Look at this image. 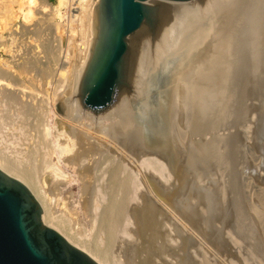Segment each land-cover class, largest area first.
<instances>
[{"label":"rangeland","instance_id":"374dc122","mask_svg":"<svg viewBox=\"0 0 264 264\" xmlns=\"http://www.w3.org/2000/svg\"><path fill=\"white\" fill-rule=\"evenodd\" d=\"M56 1L57 0H35V2L31 5V9H30L31 17H30V19L26 20V19L22 18L21 20H19V23L17 26H12L14 24H13V22H11L10 27H12V28L3 32V42H2V44L0 43V69L6 70V68H7L4 65L3 61H6L8 63V66L11 68V75L10 76H12V77H10V78L14 79L15 80L14 82L16 84H18L16 86L17 89L13 88V90H15V92H18L17 94L19 95V97L20 96L22 97L25 94V96L22 98V102L20 104L21 106H22V104L23 105L26 104V100L31 99L30 101L33 104V107H35L37 109L40 107L39 105L42 103V100H44V98H43L44 95L39 94V96H38L37 93H34L35 97L33 96V98H30L28 96L30 94L29 91L27 93L22 92L23 91L22 89L25 88V87H23V88L21 87V85H24V81L20 77V74L16 71V69H13V67L15 68V67L20 66V69L23 67H30L31 69H33V71L35 70V72H37L39 74L46 71L48 73V79L47 80L49 82H51V84H52L48 87V94L50 95V97H52V96H54L52 90L56 89V84H57L58 80L60 79V75H61V64L60 63H62V61H63L62 59H64V57L67 56V54H68L69 58L72 60L73 56H75V53H78L77 50L80 49L79 48V46H81L80 41H77V43H75V44L68 42L67 33L69 32L68 28L71 25L67 21V19L65 21H62L64 24L63 30L65 33L64 39L62 38V40H61L59 38V35L57 34L55 26H54V19L55 18H54L53 8H54V5L56 4ZM242 1L244 2L247 0H195L194 3H189L190 5L187 4L185 6L171 7V9L165 8V10L167 11L166 14H168V17L166 18V21H165V26L162 27V24H163L162 23L158 27L156 33H153L150 29L146 28L141 33H139V35L135 38V40H137V39L139 40V42H135L136 43L135 45L138 47V48L136 47V50H135V54H136L135 64H134L135 71H134V74H131L129 87L124 89V91L121 93V95L119 97L120 100L122 98H125L124 102L122 104L120 103L121 105L119 104L120 101L118 102V104L120 105L119 106L120 111H119V113L115 112V114L112 115L113 119L111 118L112 120L110 122L111 123L113 122L116 125V122L118 121L119 118L121 120H120V122L118 121L117 124H120L121 122H124L125 120H127L124 122L125 123L124 125H127V126L123 127L124 128L123 130L126 129V131H125L126 134H117V136L114 137L113 142L115 141L118 143L117 147H120L121 146L120 144L123 143L122 145L125 148L124 150L126 151L127 155L129 156L128 157L129 160L131 161V159H132V163L130 165L133 164L132 166L134 167L135 170H136V167H138V165H136V164H139V166H140V164H143L145 162V160H149V159L151 160L154 158L159 159V157H160V159H159L160 161H161V159H163L162 162L165 163V166H164L165 169H169L171 166V169H169L168 171H169V174L172 171V173H171L172 176H169L166 173L167 170L164 172L167 174V176H169L167 178H166V176L165 177H163L162 175L160 176L161 173L156 171V168L154 165L147 163L148 165L146 164L143 166L145 168L144 171H147L146 174L148 172H149V174H151V172H152V174L154 173L153 174L154 176L153 175H151V176L154 177V180L158 179L159 182L161 183L160 185H162V187L160 188L161 190L159 188L154 187L153 191L152 190L149 191V192H152V196H149L151 194L149 193V195H148L147 192L145 195L146 197L149 196L150 199L154 198V200H152L153 204H155L154 205L155 210L153 209V211H155L154 215L156 213H160V215L162 216V217L160 216L161 219L158 218L157 223L159 225V228H161V230H162V226H163V230H162L163 235L160 236V240L158 241V245L157 244L156 245L160 246L161 251H163V249H164V251L166 250V254L162 253V255L157 259L158 261L160 260V262H156L155 264H178L179 262H180L179 264H181L182 260H183V264H259V263L264 264V218H263L264 217V107H263L264 106V104H263L264 103V87H263L264 85L261 86L262 84H264V82L262 83V81H264V71H263L264 70V58L262 59V63L260 65H257L259 63L254 62L255 57L252 58V56H255L252 53L256 54L258 51H261V49H259L257 46H250L248 48L250 51L249 53L252 54V55L251 54L250 55H251V58L254 60H252L251 58H249V59L245 58V61L243 60L244 55L242 53H240V52H242L243 45H238V48H236V49H233V48L232 49L231 48L226 49V51H227L226 56L229 55L230 52L232 53V51H234L233 55H236V57H237V58H234V59H237L235 61L244 64V65H240V64L235 63L236 68L239 69V70H237L238 72L235 74L239 75L240 77L235 75L234 78L235 77L236 78H235L234 82H232V85L230 84L227 87L229 90L226 88V96H225L226 99H224L221 106L225 105L222 107H224L225 110L228 109L227 110L228 112H226L224 110V108H218L219 109V111H218L215 108V104L211 103V105L215 108L214 109L212 107L213 108L212 109L211 107H209L210 106L209 103L208 104H206L207 102L205 103V99L207 100V97L209 95L212 98L218 95L216 88H215L216 85H213V83L216 84V79L215 80L214 79L208 80L206 82L207 83L206 86L212 85V88H210V86H208L209 91H211L212 93L208 92V96L206 94V95H204L205 98H203V99L200 98L201 102L205 103V105L203 104V106H206V105L208 106L206 108L202 106L200 111L196 110L197 109V106H196L197 99L196 98H198L196 96H198L199 87L197 90L195 87H194L195 90L192 89L191 88L192 86H190V85H192L190 80H189L190 84L187 82L185 84V87L188 88L190 86L189 88H191L190 89L191 91H189V89L187 90L184 86H182V81L185 82V80H184L185 77H183V76L187 77V74H188V77H189L190 75L193 74V73L190 74L188 72H190V70L192 72L191 68H192V65L194 63V60H191L187 64V60L189 61V58H188L187 53H186L190 49V46H189L190 41L193 40L192 37L194 35L191 36V34H195L194 32H196L201 27L203 29V26H205L204 29L208 27L207 30L205 29L206 33L208 31L210 34L216 33L215 31H213L214 22L216 21L217 18L221 17L223 14H226V31L231 30V28H232L231 20L232 19L230 17L232 15H234L236 10H238L239 4H241V6H242V4H243ZM225 4H226V7H225ZM29 6L30 5H28L26 8H28ZM234 9H235V11H234ZM15 10H17L16 6H15ZM26 10L28 11V9H26ZM241 10H239L240 11L239 14H241V13L244 14L247 11V10H242V11ZM191 17H194V20L192 22L189 20V18H191ZM77 20H78V18H75V21L73 23L74 29L76 31L79 30V28H77V26H78ZM239 21L242 22L243 21L242 18H240L237 21V23H240ZM58 22L61 23V20L58 19ZM24 27L31 29V32H22V29ZM161 27H162V29H161ZM218 29L219 28H216V30H218ZM205 30L201 31V35L205 36L204 39H206V35L204 34ZM210 34H208V36H207L208 38L210 37ZM162 35H164V36L161 37ZM13 37L16 38L14 42H12ZM147 45H149V46L147 47ZM215 45H221L220 48H224L225 44H223V42H221V43H216ZM215 45H210L211 46L210 50H214ZM263 45H264V42H263ZM206 46H204L203 48H206ZM226 47H227V45H226ZM254 47H255V50L253 49ZM77 48H79V49H77ZM20 49L23 50L22 53L21 52L19 53ZM215 51L217 53V50H214L213 51L214 54H216ZM245 52H246V50H245ZM222 54H223V52H222ZM2 57H4L3 60H1ZM240 57H241V60L240 59L238 60V58H240ZM227 58H229V57L227 56L226 59ZM229 59H231V58H229ZM246 62L247 63L251 62L252 66L254 64H256L257 66L256 67L254 66V68H253L252 66H250ZM247 65L250 67H248ZM243 66H245V67H243ZM259 66H260V68L261 67L262 68L259 69ZM85 68H86V66H85ZM85 68H84V70H85ZM248 68H250V69H248ZM256 69L259 70V73H258L259 75L256 74L257 76L255 75V73H253L256 71ZM243 70L244 71L246 70L245 71L246 73ZM247 70H249L250 73L247 72ZM185 71L187 72V74L185 73ZM241 71L243 73H245L247 77L245 75L243 76V73ZM261 71L263 72V73H261V75H263V76L260 75ZM158 72H160L162 77L164 78V84L162 85L161 92L159 95V104H160L159 110L160 111L158 110L157 114L153 113L152 117H153L154 121H153V123L151 122L149 126H147L149 121L152 118V117L150 118V115H151V112H150L151 105H150L149 112L146 115V119L148 121L145 122V126H146L145 129L147 130L148 134L146 135L145 134L146 132H145V133H143L144 135H140V133L138 132V126H139L138 124L142 125L141 127H144V126H143V123L141 122L142 123L141 124L139 121L140 112H138V110H139L138 109L139 108L138 102L140 99L138 100V98L140 96L146 95L145 89H146L148 82H149L148 76L151 78L150 75L154 76V74L156 75V73H158ZM239 73H241V75ZM33 74H35V73H33ZM83 74H84V72L82 73V75ZM143 75L146 76L145 82H142L144 80L142 78ZM159 77L157 76V79H155L157 81H155L154 79H152V81H151V82L154 81L155 87L161 79ZM173 77H175V78H173ZM188 77L186 78V81L188 80ZM228 77H230V76L226 75V78H228ZM232 79L233 78H231L230 80H232ZM239 79L242 81H240ZM247 80H253L254 83H253V81H247ZM255 80H258L257 83ZM2 82L3 83L0 84V86H3L5 83L4 81H2ZM239 82H240V84H239ZM250 82L253 84L252 85L249 84ZM258 82H260V83H258ZM226 83H227V81H226ZM79 85H80V81L78 84L75 83V85H74L76 87L75 90L77 89V91H78V96H79V90H80ZM254 85H255V87H254ZM256 85H260V86L256 87ZM243 86L245 87L244 89H243ZM155 87L153 89H155ZM183 87L185 88V90ZM18 88H19V90H18ZM246 88L249 90H247ZM40 89H42V87H40ZM67 89L68 88H60L58 90V92L60 91L59 92L60 94L57 92L58 93L57 95L59 96V98L61 97L60 102H58V105L56 106L55 109H53V112L50 114V116L47 119H45V118L42 119V116H38L40 114L38 112L33 113V115L31 117H29L30 119L28 120V122L31 125H33L32 127H35V126L37 127L36 124H38V123H42L44 125V123L48 122V124H49V122L51 123L52 122L51 120H53V119L55 120V118L63 120L62 122H64V125H66V126L67 125L68 126H72V125L74 126L75 125L76 122L73 119H71L72 116L66 115L67 104L63 100H65L67 97L69 98L73 95L72 91H71V92H69L70 96H67L68 95ZM186 90H187V93L185 92ZM195 91H197V92H195ZM256 91H258L259 93H257ZM188 92H191V94H189ZM64 93H66V94H64ZM182 93H185L186 96L183 95ZM244 94H245V96H246V94H248V96L244 97ZM177 95H180V96L178 97ZM73 96L75 98V96H77V92ZM183 97L185 100L183 99ZM243 97L246 100L245 99L241 100ZM249 97H250L251 101L249 100ZM175 98L179 99V101L183 99L182 100L183 102L182 101L179 102ZM79 99H80V97H79ZM190 99H191V101L189 102ZM228 102H230V103H228ZM79 103L81 106L80 100H79ZM177 103L180 106L177 105ZM181 103H183V104H181ZM192 103H195V104H192ZM256 103H257V106L259 108L256 106ZM118 104H116V105H118ZM190 104L194 107L190 106ZM228 104H230V105H228ZM13 105L10 107L11 108L16 107L15 106L16 104H13ZM116 105H114L111 109H113ZM238 105H239V107H238ZM242 105L245 107H242ZM260 105H261V107H260ZM5 106H7V105L4 102L0 103V109L2 111L6 109V108H4ZM81 107H83V106H81ZM178 107L186 109V110H184L185 112L182 111L183 109H181V108H180L181 110H178ZM191 107H192V109H191ZM162 108H164V109H162ZM207 108H208V111H207ZM230 109H233V110L229 111ZM175 110H178V111H175ZM162 111H163V113H162ZM192 111L193 112L195 111L194 112L195 115ZM221 111H223V113L224 112L225 113L223 114V113H221ZM217 112L221 115H219ZM88 113L89 114L91 113V116H94V117H92V119L91 118L87 119L88 121L85 120L87 122L86 124L91 123V121L89 122V120L93 121V119H98V118L103 117V116H104V118H106V114H104V113L100 114V115H96V114L89 112V111H88ZM130 113L133 115H131ZM183 113H184V115H182ZM214 113L218 114V117L216 115H214ZM167 114L169 117L167 116ZM53 115H55V118L52 117ZM118 115H120V116H118ZM121 115H123V116H121ZM172 115H173V118H172ZM177 115H178V117H177ZM211 115L215 116V117L212 118ZM115 116H118V117H115ZM189 116H192V117H189ZM222 116L223 117L225 116V117L223 118ZM179 117H181V118H179ZM69 118L71 119V121ZM189 118H191L190 119V120H192L191 122H189L190 121ZM196 118H198L199 124H198V122H197L198 120ZM216 118H220L221 120L220 119L218 120ZM114 119H116L115 120L116 122L114 121ZM237 119H238V121H236ZM37 120H39V121H37ZM184 120H185V122H184ZM200 120H201V122L202 121L203 122L201 123ZM216 120H218V122ZM222 120L226 122V123L224 122L226 125H224L222 123L223 122ZM66 121L68 124L66 123ZM211 121L212 122L215 121V122L212 123ZM251 121H253V122H251ZM70 122H72V123H70ZM73 122H75V123H73ZM110 122L107 121L106 123L111 124ZM130 122H131V124H129ZM122 124H120V125H122ZM222 124H223V126H222ZM175 125H177V126H175ZM179 125H180V127H178ZM192 125H194L195 127ZM218 125H219V127H218ZM224 126H225V128H224ZM256 126L259 129H257ZM129 127H130V130H129ZM133 127H135V128H133ZM231 127H233V128H231ZM252 127H254V128H252ZM261 127H263L262 130H261ZM136 128H137V130H136ZM189 128H190V130H189ZM246 128H248V129H246ZM200 129L201 130L203 129V131H200ZM253 129L255 131L256 130L257 131L255 132V131H253ZM205 130L207 131V133L205 132ZM210 130H211V132L215 131V133L212 132V135H210L211 134ZM216 130H219V132L220 131L222 132L220 134V137H218L219 132H217ZM226 130H229V131H226ZM128 131H130L129 134H128ZM196 131H197V133H196ZM189 132H191V133H189ZM226 132H228V134ZM136 133H138L139 136L136 135ZM180 133H184V134H180ZM215 134L216 135L218 134V136H216ZM213 135H215V136H213ZM224 135H226V136H224ZM227 135L229 138H227ZM232 135H233V137H232ZM124 137H127V138H124ZM211 137H213V138H211ZM132 138H134V139H132ZM136 138L140 142L138 140H136ZM221 138H223V139H221ZM224 138L229 143H227V141L225 142ZM127 139H129V141L133 140L134 141L133 145L136 143L133 148H131L132 147L131 145H130L131 147L129 146V144L127 143L128 141H126ZM135 140H136V142H135ZM141 140H144V141H141ZM240 140H242V141H240ZM190 141H192V142H190ZM220 141H223V142L220 143ZM198 142H200L201 144ZM204 143H205V145H204V149H203L202 147H203ZM218 143L221 145L225 143V145H222L223 147L224 146L225 147L222 148V146L219 145ZM211 144L212 145L213 144L218 145V147L214 146V145L211 146ZM124 145H126L127 148ZM136 145L139 146L138 150H137ZM195 145L197 146L196 148H195ZM190 146H192V147H190ZM0 147H4V146L0 145ZM216 147L219 150H217ZM261 147H262V149H261ZM130 148H131V150H130ZM191 148L194 152L191 151ZM197 148H198V153L196 150ZM205 148H206V150H205ZM239 148H241V149H239ZM127 150L130 152V154L127 152ZM211 150H214V152H211ZM216 151H220V153L216 152ZM232 151H234V152L232 153ZM199 152L203 153V154H200ZM221 152H224V153L226 152V154L224 155V153H221ZM167 153H168V155H167ZM227 153L230 155L232 153L234 156L232 157V155L230 156ZM132 154H134V155H132ZM214 154H216V155L218 154V155L216 156ZM182 155H184V156H182ZM205 155L208 158H206ZM214 156H215V158H214ZM218 156H222L223 158L218 157ZM165 157H167V158H165ZM200 157H201V159H200ZM225 157L227 159H225L224 161H221V159L223 160ZM195 158H197V160L199 159V161L195 160ZM213 158L215 160L217 159V161L219 158V160L221 161V164L217 165L216 161ZM229 159H231V160H229ZM164 160L166 162H164ZM202 160H204V161H202ZM135 161H136V163H133ZM141 161H142V163H141ZM181 161H183V162H181ZM220 161H218V162L220 163ZM226 161L227 162L230 161V162L228 164H226ZM212 162H213V165H212ZM222 162H224V163H222ZM233 162L236 164H233ZM168 163L170 166L168 165ZM230 163L232 165H230ZM134 164L136 167L134 166ZM202 165H203V167H202ZM217 166H219V167H217ZM66 167H67V165L65 164L64 165V169H65L64 172L65 171L68 172V173L65 172V175L67 174L66 178L68 177V179H69V176H71L72 179L70 180L69 184H67L65 186V188L63 189V191H64V192H62L63 194L62 193L58 194L57 192H53L54 193V195H53V193H51V195L53 197L51 198L52 200L51 199L50 200L53 202L54 212L56 213V215L65 217L67 220H69V222H71L70 225L72 227V228L71 227L70 228L72 230H75L78 234L80 233V236H82L84 238H86L88 236V238H87L88 240H93V239H95V237L97 235V231L94 230V229H96V226H94L95 225L94 224L95 219L93 217L94 214L90 212L91 210L90 211L89 210H87V211L81 210V208L79 206L80 203H78L81 200V197L79 195V189H78L79 182H80L79 181V179H80L79 173H77L78 170H77V168H73L72 166H69V165H68V167L70 170L68 169V167L67 168ZM140 167H142V166H140ZM205 167H207V168H205ZM227 167L229 169H226ZM204 168L207 170L209 168V170L207 171ZM223 168H225V169L223 170ZM216 169H218L219 172H218V170L216 171ZM220 169H222V170H220ZM209 171H212V172H209ZM223 171H225V172L222 173ZM231 172H232V174H231ZM95 173L97 175H99L97 172H93L91 176H89L88 178L85 179V182L87 181L88 185L89 186L91 185L90 188L93 189V190H90V193H89L90 196L92 193L94 194L95 192H97L96 188L99 189L98 183L101 184V182H98V180H100V176H98V178H97L98 180H97L96 179L97 175ZM186 174H187V176H186ZM95 175H96V177H95ZM200 175L202 176V179L204 181L203 180L201 181V178H199ZM227 175H232L233 177L227 176ZM151 176L148 175L149 178H152ZM159 176H160V178H159ZM195 176H197V177H195ZM210 176H215V177H210ZM184 177H185L184 183H186L185 186L183 184V178ZM216 177H217V179H216ZM61 179L63 180L64 178H61ZM65 179H64V181L66 182L67 179L66 180ZM89 179H91V180H89ZM118 179H120V178H118ZM163 179L164 180L168 179V181H166V180L164 181ZM179 179H181V181ZM223 179H224V181H223ZM161 180H163V182ZM197 180H199V182ZM178 181H180V182L178 183ZM96 182H98V183L96 184ZM152 182H153V178H152ZM188 182L190 184H188ZM209 182H211V183H209ZM155 183L153 182V184H155ZM164 183L167 185L166 186L167 189L165 186H163V185H165ZM220 183H222V184L224 183L225 184V185L223 184L224 187H222V185ZM182 184H183V186H182ZM217 184L219 186L221 185V188H218L219 186ZM176 185H178V186H176ZM210 185L212 186L211 190L208 189V187L211 188ZM94 186H96V188ZM194 186L196 187V189ZM202 187L203 188L206 187L207 189L206 188L203 189ZM215 187H217V189H220L219 193L216 191V189H214ZM108 188H105V189H108ZM169 188H170V190H169ZM228 189H229V191H228ZM70 190L75 192L74 198H70V196L69 197L67 196V193H69ZM116 190L113 189V192L109 191L110 194L107 196V201L109 202V205L112 204V206H115V208H114L116 210L115 212L118 213L119 215L118 214L115 215V212L113 211L114 209H112L113 212L109 216V218L106 219L107 221L104 222V226L107 225V222H109L108 224H110L112 222V220L113 221L118 220L119 217L116 218L117 215L120 216L121 219H123V221L119 219V221L121 222L122 225L119 223V221H117L116 224H118L117 235L120 237L121 240L123 239L121 242H125L127 244L129 243L130 245H133V244L135 245L138 243L137 246H140L141 240L144 239L143 235H145V234H143L142 235L143 237L141 236L142 239L139 240L138 238H136L134 236H133V238L131 236H129V238L131 237V239H129V238L126 239L125 238L126 234L124 233L126 230L127 231H136L137 230L136 223L133 224L131 219H130L129 211L134 210L135 216L137 217L138 212L140 211L138 206H140V205L137 204L138 203L137 201L133 200L134 201V202H132L133 204H130V206H128V208H127L128 209L127 215L124 214V213H126V209L122 210V208H124V207L126 208L127 206L122 207V205H121L119 207L118 205H120V203L122 204V202H118V199L123 200L126 197V194L123 195L121 192H119V190H118V192H116L117 193L116 194V193H114V191H116ZM213 190H215V191L213 192ZM224 191H227L226 194ZM215 192L217 193V195L219 197H221V199L216 196ZM165 193H166V195H165ZM212 193H215V194H212ZM76 194L79 197H77ZM219 194H221V195H219ZM121 195H123V196H121ZM160 195L163 197H161ZM170 195H172V196H170ZM109 196H111L113 198H110ZM224 197H225V199H224ZM79 198H80V200H79ZM192 198H194L193 200H195V201H193ZM110 199H115L114 200L115 202H110L109 201ZM199 199H202V200H199ZM209 199H211L212 203H214L216 201L215 203L219 206V207L216 206L214 203V207H216L215 208L216 211L217 210H225V215H223L224 216L223 218H222L221 214L217 213L218 211L216 213H214V211H212V209H214V208H210V207H212L213 205L211 206L210 202L207 203L208 201H210ZM217 199H220V200H217ZM121 200H119V201H121ZM155 200L156 201L158 200V202L156 203ZM221 200H222V202L223 201L225 202V203L221 202V204H223L222 207L217 202V201H219V203H220ZM135 202H137V203H135ZM194 203H196V204H194ZM205 203H207V204H205ZM161 204H163V205H161ZM172 204H174V205H172ZM106 205L107 204L105 203L103 206V209H104V207L105 208L108 207ZM248 206H249V209H248ZM171 207H172V209H173V207L175 209L172 210ZM205 207L207 210L205 209ZM164 209L168 210V212ZM194 209H195V211H194ZM118 210H121L122 212H119ZM233 210H234V212H233ZM229 211H231V212H229ZM100 212H102V211H99L98 213H100ZM120 213H121V215H120ZM256 213H258L261 217L260 216L258 217V214H256ZM214 214L216 215V217L212 218V215H214ZM102 215L104 216L105 214L102 213ZM112 215H115V217L113 216L115 220L112 218ZM254 215H256V216H254ZM123 216H125V217H123ZM174 216H175V218H174ZM184 216H186V217H184ZM205 216L207 217V219ZM202 217H204L205 219ZM254 217H256V218H254ZM124 218H125V221L127 220L126 222H128V219L130 220L128 222V224L124 221ZM164 218L168 222L164 221ZM218 218L220 219L221 222L224 219L223 220L224 225H225V223L227 224L228 220H231V219L232 220L230 221V223H228L229 226H228V224H227V226L225 225L227 228H225V230H224V228L222 229L223 225L221 222H219ZM212 219H214L215 221L213 220L214 222L212 221L210 223L214 224L215 226L217 225L216 227L214 225H211L212 227L209 226L208 221L209 220L211 221ZM236 219H238V221ZM216 220L218 221V223H216L217 222ZM196 221H198V222H196ZM239 221L242 222V224L246 225L247 227L246 226L242 227V224L240 225ZM256 221H259V222H256ZM164 222H166L167 224H164ZM126 224H127V226H125ZM195 224H197V225H195ZM207 224H208V227H207ZM253 224H254V226H253ZM232 225H233V227H232ZM129 226H131V227H129ZM123 227L125 228V230ZM166 227L169 230H167ZM220 227L222 230L219 229ZM122 229H123V233L125 235H123ZM204 229H207V230H204ZM218 229L222 232L219 233ZM97 230H98V228H97ZM166 230H167V232H166ZM199 230L201 233H198ZM249 230H250V232H249ZM119 231H121L120 232L121 234H119ZM237 231H238V233H236ZM210 232H213V233L210 234ZM164 233H166V236ZM203 233H206V234L208 233L210 235L207 234L208 235L207 236L206 234H203ZM203 235H205V236H203ZM210 236H213V237H210ZM127 237H128V235H127ZM203 237H206V238H203ZM218 237H220V238H218ZM223 237L226 240V242H224ZM238 238L240 241L238 240ZM172 239H174V241ZM217 239H219V242ZM237 240L240 243H238ZM192 241H194L195 243H193ZM221 241H222V243H221ZM143 244H145V243H143ZM252 245H254L255 247ZM137 246H135V247H137ZM235 247H237V248H235ZM162 256L166 257V258H163ZM181 256L183 257V259L181 258L182 260L179 259ZM118 257H119V259H118ZM201 257L203 258V260H201L202 259ZM184 259L186 262L187 261L188 262L185 263ZM186 259H188V260H186ZM118 260L122 261V262H119ZM255 260H257V261H255ZM113 261H114V264H119V263H121V264H123V263L124 264H143V262H140V263L135 262L136 260H134L132 257L128 258L127 256L123 255V257L120 258L118 253L116 255V258L114 256Z\"/></svg>","mask_w":264,"mask_h":264},{"label":"bare ground","instance_id":"6f19581e","mask_svg":"<svg viewBox=\"0 0 264 264\" xmlns=\"http://www.w3.org/2000/svg\"><path fill=\"white\" fill-rule=\"evenodd\" d=\"M35 2V0H0V43L2 44L3 42V32L9 30L11 22H13L14 25L12 26H17L19 23V20H21L22 18L29 20L31 17V5ZM243 2V1H242ZM241 2V3H242ZM194 3V2H193ZM189 4V3H188ZM28 5H30L28 8H26ZM153 5H159L163 8L166 9H171V7H176V6H185L187 4H177V3H172V2H165V1H158V2H153ZM190 5V4H189ZM15 6L17 8V10H15ZM102 0H57L56 4L54 5L53 8V12H54V26L56 29L57 34L59 35V38L62 40V38L64 39V24L62 21H65L67 19V21L70 23V27L68 28V33H67V39L68 42H71L73 44L77 43V41H80L81 46H79V50H77L78 53H75V56H73L72 60L69 58V55L67 54V56L64 57V59H62V63L61 64V75H60V79L58 80L57 84H56V89H53V94L54 96L50 97V95L48 94V87L51 84V82H49L48 79V73L46 71L42 72V73H37L35 72V70L33 71V69H31L30 67H23L20 69V66L18 67H13V69H16V71L20 74V77L23 79L24 81V85H21V87H25L23 88L22 92L27 93L29 91V97L33 98V96L35 95L34 93H37L38 96L39 94H43L44 95V100H42V103L39 105V108H35L33 107V104L31 103V99L26 100V104H22V106L20 105L22 102V98L25 96H20L17 94L18 92H15V90H13V88L17 89V85L14 81V79L10 78L12 76L11 75V68L8 66V63L6 61H3L4 65L7 67L6 70L4 69H0V84H2L4 81V85L0 86V103H5L7 106H5L4 108H6L5 110H1L0 109V145L4 146V147H0V169L2 171H4L6 174H8L10 177L18 179L19 181H21L22 183H24L32 192V194L34 195V197L36 198V200H38V202L40 203L42 209L44 210V217H43V221L45 223V225H47L48 227H51L53 229H55L56 231H58L60 234H62L72 245H74L75 247L81 249L82 251L86 252L88 255H90V257H92L98 264H114V256L116 258V255L118 253V255L121 257L127 256L128 258H133L134 260H136L135 262L140 263L143 262V264H155L156 262H160V260L158 261L157 259L162 255V253L166 254V250L161 251L160 250V246L158 245V241L160 240V236L163 235V226H162V230L161 228H159L158 225V218H160V213H155V211H153L154 209V205L153 204V199H150L149 196H152V192H149L150 190L153 191V188H161L162 185H160L161 183L159 182V180H154V173L149 174V172L147 173L148 175H153L151 176L153 178V182L155 184H153L152 182V178H149L148 175L146 174L147 171H144L145 168L143 167L144 165H146L147 163H150L151 165H154L156 168L157 172H160V176L162 175L163 177L166 176H172L171 173L169 174V169H171V166L169 169H165V163L162 162L163 159H161V161L158 158H154V159H149V160H145V162L143 164H136L138 165V167H136V170L134 169V167L132 165H130L132 163V159L131 161L129 160V156L127 155L126 151L124 150L125 148L123 147V143L120 144V147H117L118 143L117 142H113L114 137L117 136V134H126V129L123 130V127H126L127 125H124L125 121L127 120H123L124 122H121L120 124H117L118 121L120 122V118L118 119V121L116 122L114 119V121L116 122V125L112 122H110L113 118V114L119 113L120 111V105L124 102L125 98H122L121 100L118 99V101L114 104H119L116 105L113 109H109L107 112H105L104 114H106V118L100 117L98 119H93L89 120V122L91 121L90 124H86L87 122L85 120L87 119H92L91 113L89 114L88 111L84 110L81 104L79 103V100L81 101V94H80V90H79V96H78V91L77 89L75 90V83H79L80 84L82 82V78L84 76V74L82 75V73L86 71L87 67L89 66V64L91 63V61L93 60L96 48L98 46V42L99 39L101 37V10H102ZM226 7V4H225ZM247 10L246 13L244 14H239L241 10ZM28 9V11L26 9ZM65 10V11H64ZM241 10V11H242ZM235 11V9H234ZM228 15V14H227ZM168 17V14H166V16H164L163 19V24L162 27L165 26V21L166 18ZM52 18V17H51ZM75 18H78V26L77 28H79V30H75L73 23L75 21ZM231 20V24H232V28L231 30L226 31V14H223L221 17L217 18L216 21L214 22V29L213 31H215L216 33H209V31L206 33L207 28L204 29L205 26H203L200 29H198L196 32H194L195 34H191L194 35L192 37L193 40L190 41V49L187 53V56L189 58V61L187 60V64L191 61L194 60V63L192 65V72L190 70V75L188 77L187 72L185 71V73L187 74L188 80L186 81V76L185 77V82L182 81V86L185 87V84L188 82L189 80L192 83L191 88L194 89V87L196 88V90L199 87V93H198V98L197 102H196V106H197V111L201 110L203 104H210L209 107H213L211 105L215 104V108L219 111L218 108H224L221 104L223 103L224 99H226V88L228 87V85H232V82H234L235 78L234 76L237 75L235 73H237L239 70L238 68H236L235 63L236 64H240V65H244L243 63L237 62L234 58H237L236 55H233L234 51H232V53L230 52L229 55H227L229 58L226 59V49H236L238 48V45H243L242 48V53L244 56V61L245 58H251V55H255L252 56L255 57V63H259L257 65H260L262 63V59L264 58V0H247L244 1L242 6L241 4L238 5V10L235 11L234 15H232L230 17ZM242 18V22L237 23V21ZM58 19L61 20V23L58 22ZM189 20L192 22L194 20V17L189 18ZM208 24V23H207ZM241 24V25H240ZM208 26V25H207ZM76 27V26H75ZM161 27V29H162ZM216 28H219L218 30H216ZM205 30V35H206V39H204L205 36L201 35V31ZM22 32H31V29L24 27L22 29ZM164 34V33H163ZM208 34H210V37L208 38ZM231 35V36H230ZM233 35V36H232ZM13 36V35H12ZM77 36V37H76ZM164 35H162L161 37H163ZM227 37V38H226ZM15 37L12 38V42L15 41ZM135 42H139V40H135L133 42L132 45V53L131 55L128 57V65H129V70L131 72L132 70V74H134L135 71V50H136V43ZM223 42L224 48H220L221 45H215L216 43H221ZM227 42V43H226ZM235 44V45H234ZM207 45V46H206ZM210 45H215L214 50H217V53L215 51L216 54L213 53L214 50H210ZM227 45V47H226ZM149 45H147L148 47ZM151 46V45H150ZM204 46H206V48H203ZM250 46H257L259 49H261V51H258L256 54L254 53H249V47ZM261 47V48H260ZM138 48V47H137ZM257 48V49H258ZM205 49V50H204ZM240 49V48H239ZM251 49V48H250ZM255 50V47L253 48ZM258 49V50H259ZM246 50V52H245ZM22 49L19 50V53H22ZM223 52V54H222ZM236 52V51H235ZM239 52V51H238ZM254 52V51H253ZM256 52V51H255ZM77 54V55H76ZM150 54V53H149ZM251 54V55H250ZM246 55V56H245ZM238 56V55H237ZM208 57V58H207ZM196 58V59H195ZM251 58V59H252ZM4 57L1 58V60H3ZM241 60V57L238 58V60ZM247 59V60H248ZM227 60V61H226ZM242 60V61H243ZM254 60V59H252ZM61 62V61H60ZM253 62V61H252ZM247 63V62H246ZM180 64V63H179ZM250 66H252L251 62L247 63ZM181 65V64H180ZM256 64H254L252 67L254 68V66H257ZM86 66V68H85ZM248 66V65H247ZM248 66V67H250ZM262 66V65H261ZM178 67V66H177ZM238 67V66H237ZM245 67V66H243ZM85 68V70H84ZM176 68V67H175ZM180 68V67H179ZM262 68V67H261ZM259 66V69H261ZM250 69V68H248ZM233 70V71H232ZM252 70V69H251ZM244 71V70H243ZM246 71V70H245ZM244 71V72H245ZM264 71V70H263ZM242 72V71H241ZM247 72H249V70H247ZM35 73V74H33ZM243 73V72H242ZM246 73V72H245ZM243 73V76L246 74ZM250 73V72H249ZM256 74L259 73V70L256 69L255 72H253ZM263 73L262 71L260 72ZM148 74V73H147ZM241 75V73H239ZM146 75V74H145ZM143 75L142 78L144 79L142 82H145L146 80V76ZM149 75V74H148ZM227 76H230L228 78H226ZM259 75V74H258ZM81 78H80V77ZM151 78L148 76V80H149V85L150 87L153 89L155 87V83L154 81H152V79H157V76L154 74V76L150 75ZM239 76V75H237ZM257 76V75H256ZM263 76V75H261ZM240 77V76H239ZM247 77V76H246ZM250 77V76H249ZM248 77V78H249ZM254 77V76H253ZM175 78V77H173ZM231 78H233L232 80H230ZM238 78V77H237ZM245 78V77H244ZM247 78V79H248ZM255 78V77H254ZM58 79V78H57ZM215 80L216 79V84L213 83V85H216V91H217V96L215 97H210V95L208 96V92L209 91V87L212 88V85H207L206 86V82L208 80ZM256 79V78H255ZM182 80V79H181ZM240 80V79H239ZM262 80V79H261ZM157 81V80H155ZM227 81V83H226ZM242 81V80H240ZM247 81H253V80H247ZM246 81V82H247ZM256 83L258 80H255ZM181 82V81H180ZM264 81H262L263 83ZM254 83V81H253ZM253 83H249V84H253ZM260 83V82H258ZM145 84V83H144ZM190 84V83H189ZM188 84V85H189ZM240 84V82H239ZM67 85V86H66ZM234 85V84H233ZM264 84H262L261 86H263ZM77 86V85H76ZM181 86V85H180ZM189 86V87H190ZM247 86V85H246ZM260 86V85H256ZM40 87H42V89H40ZM80 87V85H79ZM183 87V88H184ZM186 88L187 90L189 89V91H191V88ZM255 87V85H254ZM264 87V86H263ZM60 88H68V95L69 92L72 91V94L75 95V93L77 92V96L72 95L71 97H67L65 100L67 106H66V115L67 116H72L71 119H73L75 122V125L73 126H66L64 125V122H62L63 120L61 119H57L55 118V115H53L52 117L55 118V120H51L52 122L48 124V122L44 123V125L42 123H38L36 124L37 127H32L33 125H31L28 120L30 119L29 117H31L33 115V113L38 112L40 113L38 116H42V119L45 118L47 119L50 114L53 112V109L56 108V106L58 105V102H60V98L57 95L59 92L58 90ZM147 88V87H146ZM184 88V90H185ZM242 88V87H241ZM245 87L243 86V89ZM249 88V87H248ZM260 88V87H259ZM181 89V88H180ZM179 89V90H180ZM228 89V88H227ZM247 89V88H246ZM19 90V88H18ZM21 90V89H20ZM50 90V89H49ZM187 90L185 91L187 93ZM195 90V89H194ZM212 90V89H211ZM229 90V89H228ZM249 90V89H247ZM252 90V89H251ZM74 91V92H73ZM124 91V90H123ZM261 91V90H260ZM58 92V93H57ZM197 92V91H195ZM257 93H259L258 91H256ZM255 92V93H256ZM175 93V92H174ZM177 93V92H176ZM189 94H191V92H188ZM212 93V92H211ZM60 94V93H59ZM66 94V93H64ZM183 95H185V93H182ZM207 94V100L205 99V103H202L200 98H205L204 95ZM214 94V93H213ZM234 94V93H233ZM263 94V93H262ZM215 95V94H214ZM250 95V94H249ZM254 95V94H253ZM65 96V95H64ZM145 96V95H144ZM144 96H140L138 98V100L142 99ZM178 97L180 95H177ZM182 96V95H181ZM186 96V95H185ZM188 96V95H187ZM201 96V97H200ZM246 96H248V94H246ZM244 94V97H246ZM259 96V95H258ZM35 97V96H34ZM73 97V98H72ZM80 97V99H79ZM123 97V96H122ZM230 97V96H229ZM240 98L241 100L245 99V98ZM261 97V96H260ZM71 98V99H70ZM231 98V97H230ZM64 99V98H63ZM176 99V98H175ZM184 99V97H183ZM182 99V100H183ZM36 100V99H35ZM179 101V99H176ZM182 100H180L179 102H181ZM185 100V99H184ZM234 100V99H233ZM246 100V99H245ZM249 100L251 101L250 97ZM191 101V99L189 100V102ZM226 101V100H225ZM232 101V100H231ZM183 102V101H182ZM227 102V101H226ZM235 102V101H234ZM128 103V102H127ZM143 103V108L142 110H138V112H140V117H139V121L140 123H143L144 127H141L142 125L138 124V132L140 133V135H144L143 133H145L146 135L148 134L147 130L145 129V122H147L148 120L146 119V115L149 112V107H150V103L145 101H142ZM230 103V102H228ZM236 103V102H235ZM240 103V102H239ZM246 103V102H245ZM262 103V102H261ZM13 104H16V107H10ZM47 106H46V105ZM62 104V103H61ZM183 104V103H181ZM185 104V103H184ZM188 104V103H187ZM195 104V103H192ZM248 104V103H247ZM252 104V103H251ZM259 104V103H258ZM264 104V103H263ZM9 105V106H8ZM64 105V104H63ZM62 105V106H63ZM113 105V106H114ZM124 105V104H123ZM177 105H179L177 103ZM230 105V104H228ZM227 105V106H228ZM14 106V105H13ZM112 106V107H113ZM125 106V105H124ZM128 106V105H127ZM149 106V107H148ZM180 106V105H179ZM186 106V105H185ZM190 106H192L190 104ZM189 106V107H190ZM221 106V107H220ZM257 106V103H256ZM263 106V105H262ZM167 107V106H166ZM188 107V108H189ZM194 107V106H192ZM191 107V109H192ZM203 107H208L203 106ZM239 107V105H238ZM242 107H245L242 105ZM258 107V106H257ZM261 107V105H260ZM264 107V106H263ZM262 107V108H263ZM123 108V107H122ZM125 108V107H124ZM127 108V107H126ZM178 107V110L183 109L182 111L186 110L184 108ZM196 108V107H195ZM214 108V107H213ZM212 108V109H213ZM214 108V109H215ZM259 108V107H258ZM164 109V108H162ZM129 110V109H128ZM168 110V109H167ZM175 110V111H178ZM206 110V109H205ZM225 110V108H224ZM228 110V109H227ZM227 110H225L226 112H228ZM233 109H230L229 111H231ZM244 110V109H243ZM258 110V109H257ZM260 110V109H259ZM160 111V110H159ZM174 111V110H173ZM188 111V110H187ZM204 111V110H203ZM208 111V108H207ZM211 111V110H210ZM132 112V111H131ZM185 112V111H184ZM193 112V111H192ZM195 112V111H194ZM193 112V113H194ZM205 112V111H204ZM163 113V111H162ZM191 113V112H190ZM201 113V112H200ZM199 113V114H200ZM212 113V112H211ZM218 113V112H217ZM221 113H223V111H221ZM225 113V112H224ZM223 113V114H224ZM131 114V113H130ZM174 114V113H173ZM180 114V113H179ZM202 114V113H201ZM219 114V113H218ZM218 114L214 113V115H216L218 117ZM133 115V114H131ZM149 115V114H148ZM160 115V114H159ZM184 115V113L182 114ZM195 115V113H194ZM221 115V114H219ZM120 116V115H118ZM115 116V117H118ZM123 116V115H121ZM135 116V115H134ZM162 116V115H161ZM168 116V114H167ZM176 116V115H175ZM181 116V115H180ZM212 116V115H211ZM232 116V115H231ZM255 116V115H254ZM16 117V118H15ZM165 117V116H164ZM169 117V116H168ZM178 117V115H177ZM192 117V116H189ZM204 117V116H203ZM215 116H212V118H214ZM223 117V116H222ZM225 117V116H224ZM223 117V118H224ZM69 118V119H70ZM112 118V119H111ZM122 118V117H121ZM125 118V117H124ZM130 118V117H129ZM173 118V115H172ZM175 118V117H174ZM181 118V117H179ZM187 118V117H186ZM209 118V117H208ZM211 118V119H212ZM228 118V117H227ZM230 118V117H229ZM236 118V117H235ZM38 119V118H37ZM41 119V120H42ZM68 119V118H67ZM70 119V121H71ZM126 119V118H125ZM128 119V118H127ZM131 119V118H130ZM191 118H189L190 120ZM198 120V118H196ZM204 119V118H203ZM216 119H220V118H216ZM210 120V119H209ZM218 120H216L218 122ZM221 120V119H220ZM243 120V119H242ZM261 120V119H260ZM39 121V120H37ZM88 121V120H87ZM110 122L111 124H107L106 122ZM188 121V120H187ZM186 121V122H187ZM192 120H190L189 122H191ZM196 121V120H195ZM194 121V122H195ZM206 121V120H205ZM223 121V120H222ZM232 121V120H231ZM238 121V119L236 120ZM254 121V120H253ZM251 121V122H253ZM262 121V120H261ZM185 122V120H184ZM199 124V120L197 121ZM201 122V120H200ZM203 122V121H202ZM201 122V123H202ZM212 122V121H211ZM215 122V121H213ZM212 122V123H213ZM225 121H223L222 123L224 125H226L224 123ZM67 123V121H66ZM72 123V122H70ZM128 123V122H127ZM126 123V124H127ZM141 123V124H142ZM231 123V122H230ZM68 124V123H67ZM131 124V122L129 123ZM188 124V123H187ZM193 124V123H192ZM195 124V123H194ZM197 124V123H196ZM211 124V123H210ZM209 124V125H210ZM216 124V123H215ZM222 124V126H223ZM182 125V124H181ZM201 125V124H200ZM208 125V126H209ZM221 125V124H220ZM130 126V125H129ZM132 126V125H131ZM177 126V125H175ZM194 126V125H192ZM198 126V125H197ZM202 126V125H201ZM213 126V125H212ZM221 126V127H222ZM180 127V125L178 126ZM195 127V126H194ZM219 127V125H218ZM227 127V126H226ZM135 128V127H133ZM173 128V127H172ZM205 128V127H204ZM223 128V127H222ZM225 128V126H224ZM233 128V127H231ZM249 128V127H248ZM246 128V129H248ZM254 128V127H252ZM257 129H259L256 126ZM255 128V129H256ZM263 127H261L262 130ZM187 129V128H186ZM199 129V128H198ZM207 129V128H206ZM245 129V130H246ZM130 130V127H129ZM133 130V129H132ZM131 130V131H132ZM137 130V128H136ZM188 130V129H187ZM190 130V128H189ZM176 131V130H175ZM200 131H203V129ZM199 131V132H200ZM217 132H219V130H216ZM229 131V130H226ZM247 131V130H246ZM253 131H255L253 129ZM257 131V130H256ZM255 131V132H256ZM123 132V133H122ZM130 131H128L129 134ZM205 132L207 133V131L205 130ZM204 132V133H205ZM211 132V130H210ZM213 132V131H212ZM212 132L210 135H212ZM178 133V132H177ZM186 133V132H185ZM191 133V132H189ZM197 133V131H196ZM215 133V131L213 132ZM222 132H219V136L218 134L216 136L220 137V134ZM228 134V132H226ZM253 133V132H252ZM258 133V132H257ZM261 133V132H260ZM131 134V133H130ZM135 134V133H134ZM180 134H184V133H180ZM187 134V133H186ZM259 134V133H258ZM136 135H138V133H136ZM194 135V134H193ZM213 135V136H215ZM239 135V134H238ZM139 136V135H138ZM187 136V135H186ZM200 136V135H199ZM209 136V135H208ZM226 136V135H224ZM132 137V136H131ZM233 137V135H232ZM231 137V138H232ZM127 138V137H124ZM209 138V137H208ZM213 138V137H211ZM227 138L228 135H227ZM258 138V137H257ZM134 139V138H132ZM141 139V138H140ZM195 139V138H194ZM223 139V138H221ZM225 139V138H224ZM136 140H138L136 138ZM135 140V142H136ZM207 140V139H206ZM56 141V142H55ZM126 141H128L127 143L129 144V146L131 148L134 147L133 145V140L127 139ZM139 141V140H138ZM144 141V140H141ZM227 140L225 139V142ZM242 141V140H240ZM140 142V141H139ZM179 142V141H178ZM192 142V141H190ZM214 142V141H213ZM219 142V141H218ZM223 141H220V143ZM132 143V144H131ZM200 143V142H198ZM216 143V142H215ZM227 143H229L227 141ZM226 143V144H227ZM188 144V143H187ZM201 144V143H200ZM219 144V143H218ZM142 145V144H141ZM140 145V146H141ZM181 145V144H180ZM183 145V144H182ZM204 145L203 144V149H204ZM214 146L215 145L213 144ZM211 144V146H213ZM221 145V144H219ZM222 145H225L222 144ZM221 145V146H222ZM126 148L127 146L124 145ZM155 146V145H154ZM160 146V145H159ZM199 146V145H198ZM247 146V145H246ZM256 146V145H255ZM137 150L139 148V146H137ZM192 147V146H190ZM197 146L195 145V148ZM200 147V146H199ZM207 147V146H206ZM216 147V148H217ZM220 147V146H219ZM225 147V146H224ZM222 146V148H224ZM249 147V146H248ZM130 148V150H131ZM182 148V147H181ZM214 148V147H213ZM221 148V147H220ZM256 148V147H255ZM123 149V150H122ZM183 149V148H182ZM201 149V148H200ZM212 149V148H211ZM241 149V148H239ZM262 149V147H261ZM141 150V149H140ZM179 150V149H178ZM188 150V149H187ZM197 153H198V148L196 149ZM206 150V148H205ZM217 150H219L217 148ZM230 150V149H229ZM189 151V150H188ZM191 151L192 148H191ZM202 151V150H201ZM204 151V150H203ZM231 151V150H230ZM236 151V150H235ZM256 151V150H255ZM120 152V153H119ZM127 152L130 154V152L127 150ZM138 152V151H137ZM141 152V151H140ZM139 152V153H140ZM194 152V151H193ZM205 152V151H204ZM208 152V151H207ZM206 152V153H207ZM211 152H214V150H211ZM219 152L220 151H216ZM228 152V151H227ZM234 151H232L233 153ZM132 153V152H131ZM145 153V152H144ZM170 153V152H169ZM187 153V152H186ZM189 153V152H188ZM200 153V152H199ZM224 153V152H221ZM229 153V152H228ZM227 153V154H228ZM231 153L232 157L234 156ZM255 153V152H254ZM141 154V153H140ZM165 154V153H164ZM203 154V153H200ZM208 154V153H207ZM210 154V153H209ZM226 154V152L224 153V155ZM120 155V156H119ZM134 155V154H132ZM168 155V153H167ZM170 155V154H169ZM216 155V154H214ZM218 155V154H217ZM216 155V156H217ZM220 155V154H219ZM230 155V154H228ZM230 155V156H231ZM260 155V154H259ZM184 156V155H182ZM229 156V157H230ZM154 157V156H153ZM152 157V158H153ZM157 157V156H156ZM206 157V155H205ZM223 158L222 156H218ZM121 158V159H120ZM131 158V157H130ZM167 158V157H165ZM199 158V157H198ZM208 158V157H206ZM215 158V156H214ZM213 158V159H214ZM220 158V159H221ZM231 158V157H230ZM236 158V157H235ZM234 158V159H235ZM139 159V158H138ZM201 159V157H200ZM211 159V158H210ZM225 159H227L226 157L221 161H224ZM243 159V158H242ZM241 159V160H242ZM142 160V159H141ZM166 160V159H165ZM164 160V162H166ZM186 160V159H185ZM195 160H197V158H195ZM194 160V161H195ZM215 160V159H214ZM231 160V159H229ZM233 160V159H232ZM240 160V161H241ZM130 161V162H129ZM134 161V160H133ZM193 161V160H192ZM199 161V159L197 160ZM204 161V160H202ZM210 161V160H209ZM217 165L221 164V161L218 158V161H220V163L217 161V159L215 160ZM234 161V160H233ZM183 162V161H181ZM206 162V161H205ZM230 162V161H229ZM229 162L226 161V164H228ZM133 163H136L133 162ZM142 163V161H141ZM188 163V162H187ZM201 163V162H200ZM224 163V162H222ZM68 165L72 166L73 168H77V173H79V195L81 197L80 202V208L81 210H91L90 212L93 213V217L95 219L94 222V226H96V230L97 231V235L95 237V239L93 240H88V236L86 238L80 236V233L78 234L75 230H72L71 225L69 222V220H67L65 217L62 216H58L56 215V213L54 212V207H53V202L51 201L52 199V195L51 193L53 192H57L58 194H61L63 191V189L65 188V186L67 184H69L70 180L72 179L71 176H69L66 178L65 175V171L64 172V165ZM233 164H236L233 162ZM246 164V163H245ZM244 164V165H245ZM262 164V163H261ZM148 165V164H147ZM185 165V164H184ZM192 165V164H191ZM194 165V164H193ZM198 165V164H197ZM213 165V162H212ZM230 165H232L230 163ZM167 166V165H166ZM205 166V165H204ZM66 167V168H67ZM71 167V168H72ZM203 167V165H202ZM208 167V166H207ZM205 167V168H207ZM210 167V166H209ZM213 167V166H212ZM219 167V166H217ZM230 167V166H229ZM237 167V166H236ZM239 167V166H238ZM167 168V167H166ZM183 168V167H182ZM198 168V167H197ZM204 168V169H205ZM231 168V167H230ZM69 169V167H68ZM202 169V168H201ZM219 169V168H218ZM216 169V171L218 170ZM225 168H223L224 170ZM226 169H229L228 167ZM70 170V169H69ZM168 172H167V171ZM207 170V169H205ZM204 170V171H205ZM209 170V168H208ZM207 170V171H208ZM222 170V169H220ZM166 171V173L169 175L167 176L166 173H164ZM215 171V172H216ZM93 172H97L99 175H95L96 179L98 178V176H100V180H98V183L96 182V184H99V189L96 188V186H94L97 190V192H95L94 194L92 193L91 196L89 195L90 190H93L90 188V186L88 185L87 181L85 182V179L88 178L89 176L92 175ZM196 172V171H195ZM200 172V171H199ZM203 172V171H202ZM212 172V171H209ZM219 172V170H218ZM225 171H223L222 173H224ZM68 173V172H67ZM76 173V172H75ZM74 173V174H75ZM205 173V172H204ZM207 173V172H206ZM183 174V173H182ZM203 174V173H202ZM208 174V173H207ZM230 174V173H229ZM232 174V172H231ZM239 174V173H238ZM181 175V174H180ZM206 175V174H205ZM235 175V174H234ZM159 176V178H160ZM187 176V174H186ZM185 176V177H186ZM224 176V175H223ZM227 176H231L232 175H227ZM71 177V178H70ZM156 177V176H155ZM183 178V184L185 186L186 183H184V179ZM197 177V176H195ZM210 177H215V176H210ZM225 177V176H224ZM238 177V176H237ZM61 178H66L67 181L65 182L64 179L62 180ZM93 178V177H92ZM120 178V179H118ZM157 178V177H156ZM179 178V177H178ZM182 178V177H181ZM192 178V177H191ZM199 178L202 179V176L200 175ZM220 178V177H219ZM226 178V177H225ZM65 179V180H66ZM78 179V178H77ZM150 179V180H149ZM169 179V178H168ZM168 179L166 181H168ZM217 179V177H216ZM222 179V178H221ZM233 179V178H232ZM91 180V179H89ZM95 180V179H94ZM164 180V179H163ZM163 180H161L163 182ZM164 180V181H165ZM181 181V179H179ZM193 180V179H192ZM200 180V179H199ZM199 180H197L199 182ZM227 180V179H226ZM82 181V182H81ZM178 181V183L180 182ZM204 181V180H203ZM206 181V180H205ZM211 181V180H210ZM215 181V180H214ZM217 181V180H216ZM224 181V179H223ZM77 182V181H76ZM211 183V182H209ZM163 184V183H162ZM165 184V183H164ZM182 184V186H183ZM188 184H190L188 182ZM195 184V183H194ZM197 184V183H196ZM203 184V183H202ZM223 186L222 183H220ZM174 185V184H173ZM209 185V184H208ZM207 185V186H208ZM213 185V184H212ZM218 185V184H217ZM221 185L218 188H221ZM225 185V184H224ZM250 185V184H249ZM163 186H167L166 184ZM175 186V185H174ZM178 186V185H176ZM196 186V185H195ZM194 186V187H195ZM211 186V185H210ZM109 187V188H108ZM217 187H215L214 189H216V191L219 193L220 189H217ZM94 188V189H95ZM108 188V189H105ZM203 188V187H202ZM206 188V187H205ZM203 188V189H205ZM71 189V188H70ZM113 189H117L116 191H114V193L121 192L123 195L126 194V197L121 200L118 199V202H122V204L120 203V205H118L119 207L122 205L123 206H127L126 208H122V210L126 209V214L127 215V211H128V206H130V204H133L132 202L137 201L135 203H137L138 208L140 209V211L138 212V216H135L134 210L133 211H129V216L130 219L132 221L133 224L136 223L137 226V230L136 231H125L124 233L126 234V239L129 238V236H131L133 238L136 237L139 240L142 239L141 236L143 234L142 237L144 239L141 240V244L140 246H137V244H133L130 245L129 243H125V242H121L122 240L120 239V237L117 235L118 230H117V226L118 224H116L117 221L122 220L120 216H118L119 214L116 213L115 211V206L109 205V202L107 201V196L110 194V192H113ZM164 189V188H163ZM167 189V187H166ZM196 189V187H195ZM207 189V188H206ZM208 189H212L208 187ZM156 190V189H155ZM158 190V189H157ZM161 190V189H160ZM159 190V191H160ZM165 190V189H164ZM170 190V188H169ZM174 190V189H173ZM222 190V189H221ZM110 191V192H109ZM215 190H213L214 192ZM229 191V189H228ZM146 192L151 194V195H147L148 197H146ZM161 192V191H160ZM225 194L227 191H224ZM75 192L73 191H69V193H67V196L70 198H74L75 197ZM120 193V194H121ZM216 193V192H215ZM212 193V194H215ZM63 194V193H62ZM78 194V193H77ZM76 194L77 197H79ZM117 194V193H116ZM119 194V193H118ZM196 194V193H195ZM194 194V195H195ZM54 195V193H53ZM121 195V196H123ZM155 195V194H154ZM166 195V193H165ZM211 195V194H210ZM221 195V194H219ZM161 196V195H160ZM172 196V195H170ZM216 196L218 198L221 199V197H219L216 193ZM225 196V195H224ZM233 196V195H232ZM110 198H113L111 196H109ZM108 197V198H109ZM163 197V196H161ZM165 197V196H164ZM226 197V196H225ZM224 197V199H225ZM115 198V197H114ZM158 198V197H157ZM156 198V199H157ZM172 198V197H171ZM189 198V197H188ZM215 198V197H214ZM223 198V197H222ZM229 198V197H228ZM51 199V200H50ZM159 199V198H158ZM162 199V198H161ZM169 199V198H168ZM174 199V198H173ZM177 199V198H176ZM194 198H192L193 200ZM198 199V198H197ZM203 199V198H202ZM199 199V200H202ZM217 199V200H220ZM227 199V198H226ZM77 200V199H76ZM115 199H110V202H115ZM121 200V201H119ZM134 200V201H133ZM160 200V199H159ZM170 200V199H169ZM206 200V199H205ZM210 201H208L207 203L210 202L211 206L210 208H214L212 209V211H214V213H219L222 215V218L224 217L223 215H225V210H215L216 207H214V203L211 202V199H209ZM234 200V199H233ZM73 201V200H72ZM156 201V200H155ZM180 201V200H179ZM195 201V200H193ZM232 201V200H231ZM158 202V200L156 201V203ZM162 202V201H161ZM200 202V201H199ZM203 202V201H202ZM205 202V201H204ZM218 204L222 207L223 204H221L222 200L217 201ZM224 202V201H223ZM222 202V203H223ZM227 202V201H226ZM230 202V201H229ZM77 203V202H76ZM107 204L106 206H108L107 208L103 206L104 204ZM155 203V202H154ZM160 203V202H159ZM177 203V202H176ZM185 203V202H184ZM197 203V202H196ZM194 203V204H196ZM205 203V204H207ZM225 203V202H224ZM175 204V203H174ZM172 204V205H174ZM203 204V203H202ZM114 205V204H113ZM136 205V204H135ZM163 205V204H161ZM171 205V204H170ZM198 205V204H197ZM216 206H218L215 203ZM256 205V204H255ZM260 205V204H259ZM72 206V205H71ZM166 206V205H165ZM247 206V205H246ZM132 207V206H131ZM176 207V206H175ZM203 207V206H202ZM208 207V206H207ZM219 207V206H218ZM83 208V209H82ZM117 208V207H116ZM130 208V207H129ZM209 208V207H208ZM209 208V209H210ZM112 209H114L113 211L115 212V215L118 214L116 216V218H118V220L113 221L108 224L109 222H107V227L104 226V222H106L107 218H109V216L112 214ZM172 209V207H171ZM173 209H175L173 207ZM172 209V210H173ZM206 209V207H205ZM249 209V206H248ZM254 209V208H253ZM67 210V209H66ZM155 210V209H154ZM166 210V209H164ZM207 210V209H206ZM229 210V209H228ZM99 211H102L100 213H98ZM105 211V212H104ZM119 212H122L121 210H118ZM168 212V210H166ZM191 211V210H190ZM195 211V209H194ZM227 211V210H226ZM232 211V210H231ZM229 211V212H231ZM234 212V210H233ZM105 214L104 216L102 215ZM173 213V212H172ZM179 213V212H178ZM213 213V212H212ZM224 213V214H223ZM123 214V215H124ZM170 214V213H169ZM174 214V213H173ZM218 214V215H219ZM255 214V213H254ZM258 214V213H256ZM75 215V214H74ZM115 215H112V218L114 219ZM121 215V213H120ZM182 215V214H181ZM217 215V216H218ZM234 215V214H233ZM92 216V215H91ZM114 216V217H113ZM128 216V217H129ZM168 216V215H167ZM256 216V215H254ZM260 215L258 214V217ZM125 217V216H123ZM162 217V216H161ZM172 217V216H171ZM186 217V216H184ZM206 217V216H205ZM216 215H212V218H215ZM261 217V216H260ZM70 218V217H69ZM166 218V217H165ZM164 221L168 222L167 220ZM170 218V217H169ZM175 218V216H174ZM181 218V217H180ZM179 218V219H180ZM204 218V217H202ZM256 218V217H254ZM264 218V217H263ZM83 219V218H82ZM93 219V220H94ZM136 221H135V220ZM161 219V218H160ZM188 219V218H187ZM196 219V218H195ZM205 219V218H204ZM207 219V217H206ZM211 219V218H210ZM217 219V218H216ZM219 219V218H218ZM110 220V219H109ZM115 220V219H114ZM214 219H212L211 221L209 220V226L214 225L211 224L210 222H212ZM224 220V219H223ZM220 221L219 222L222 223V229L227 228V224L230 223V221L232 220H228L227 224L225 223V225L223 224L224 222ZM234 220V219H233ZM238 221V219H236ZM247 220V219H246ZM84 221V220H83ZM125 221V218H124ZM127 221V220H126ZM125 221V222H126ZM130 220L128 219V222ZM199 221V220H198ZM196 221V222H198ZM215 221V220H214ZM213 221V222H214ZM217 221V220H216ZM248 221V220H247ZM90 222V221H89ZM128 222H126L128 224ZM166 222H164V224H167ZM183 222V221H182ZM259 222V221H256ZM119 223L121 224V222L119 221ZM218 223V221L216 222ZM236 223V222H235ZM240 225L242 224V222H240ZM246 223V222H245ZM244 223V224H245ZM254 223V222H253ZM93 224V223H92ZM127 224L125 226H127ZM220 224V223H219ZM233 224V223H232ZM262 224V223H261ZM99 225V226H98ZM122 225V224H121ZM132 225V224H131ZM197 225V224H195ZM101 226V227H100ZM105 228H104V227ZM133 226V225H132ZM135 226V225H134ZM192 226V225H191ZM199 226V225H198ZM215 226V225H214ZM213 226V227H214ZM217 226V225H216ZM215 226V227H216ZM221 226V225H220ZM225 226V227H224ZM229 226V224H228ZM246 225L242 224V227H244ZM254 226V224H253ZM71 227V228H70ZM131 227V226H129ZM208 227V224H207ZM212 227V226H211ZM219 227V226H218ZM233 227V225H232ZM247 227V226H246ZM98 228V230H97ZM124 228V227H123ZM167 228V227H166ZM190 228V227H189ZM220 230L221 227L219 228ZM218 229V230H219ZM125 230V228H124ZM167 230H169L167 228ZM166 230V232H167ZM188 230V229H187ZM194 230V229H193ZM207 230V229H204ZM210 230V229H209ZM214 230V229H213ZM219 230V233L222 232ZM223 230V231H224ZM247 230V229H246ZM243 231V230H242ZM121 231H119V234ZM218 232V231H217ZM234 232V231H233ZM246 232V231H245ZM244 232V233H245ZM250 232V230H249ZM248 232V233H249ZM259 232V231H258ZM257 232V233H258ZM122 233H123V229H122ZM123 233V235H125ZM198 233H201L200 230ZM213 232H210V234ZM238 233V231L236 232ZM241 233V232H240ZM88 234V233H87ZM91 234V233H90ZM166 236V233H164ZM206 234V233H203ZM208 234V233H207ZM206 234V235H207ZM208 234V235H210ZM215 234V233H214ZM218 234V233H217ZM128 235V237H127ZM168 235V234H167ZM193 235V234H192ZM207 235V236H208ZM219 235V234H218ZM221 235V234H220ZM205 236V235H203ZM251 236V235H250ZM90 237V236H89ZM131 237L129 239H131ZM184 237V236H183ZM197 237V236H196ZM213 237V236H210ZM215 237V236H214ZM217 237V236H216ZM245 237V236H244ZM186 238V237H185ZM191 238V237H190ZM206 238V237H203ZM209 238V237H208ZM220 238V237H218ZM246 238V237H245ZM201 239V238H200ZM212 239V238H211ZM214 239V238H213ZM224 239V237H223ZM144 240V241H143ZM174 241V239H172ZM171 240V241H172ZM210 240V239H209ZM219 242V239H217ZM239 240V238H238ZM237 240L238 243H240ZM256 240V239H255ZM172 241V242H173ZM212 241V240H211ZM193 243H195L194 241H192ZM224 242H226V240L224 239ZM223 242V243H224ZM235 242V241H234ZM133 243V242H132ZM145 243V244H143ZM174 243V242H173ZM206 243V242H205ZM211 243V242H210ZM213 243V242H212ZM222 243V241H221ZM155 244V245H154ZM157 244V245H156ZM165 244V243H164ZM207 244V243H206ZM226 244V243H225ZM253 244V243H252ZM144 245V246H143ZM188 245V244H187ZM208 245V244H207ZM137 246V247H135ZM246 246V245H245ZM254 246V245H252ZM179 247V246H178ZM218 247V246H217ZM223 247V246H222ZM255 247V246H254ZM224 248V247H223ZM237 248V247H235ZM248 248V247H247ZM246 248V249H247ZM203 249V248H202ZM222 249V248H221ZM241 249V248H240ZM174 250V249H173ZM183 250V249H182ZM181 250V251H182ZM225 250V249H224ZM252 250V249H251ZM255 250V249H254ZM185 251V250H184ZM183 252V251H182ZM169 253V252H168ZM173 254V253H172ZM170 255V254H169ZM209 255V254H208ZM240 255V254H239ZM189 256V255H188ZM191 256V255H190ZM163 257V256H162ZM179 257V256H178ZM258 257V256H257ZM166 258V257H163ZM168 258V257H167ZM183 259V257L181 256L179 259ZM202 258V257H201ZM212 258V257H211ZM119 259V257H118ZM127 259V258H126ZM181 259V260H182ZM252 259V258H251ZM128 260V259H127ZM131 260V259H130ZM188 260V259H186ZM203 260V258L201 259ZM245 260V259H244ZM119 261V260H118ZM185 261V259H184ZM219 261V260H218ZM246 261V260H245ZM257 261V260H255ZM122 262V261H119ZM118 262V263H119ZM183 264V260L181 261ZM188 262V261H187ZM185 261V263H187ZM260 262V261H259ZM180 263V262H179ZM178 263V264H179ZM238 263V262H237ZM258 263V262H257ZM121 264V263H119ZM124 264V263H123ZM260 264V263H259Z\"/></svg>","mask_w":264,"mask_h":264},{"label":"water","instance_id":"95a60500","mask_svg":"<svg viewBox=\"0 0 264 264\" xmlns=\"http://www.w3.org/2000/svg\"><path fill=\"white\" fill-rule=\"evenodd\" d=\"M155 1L188 4L195 0H102L101 37L80 84L86 111L96 115L107 112L129 87L132 70L128 57L134 39L146 28L156 33L167 13L153 5ZM160 72L156 73L161 79L155 89L148 83L146 95L138 102L139 110L142 101L150 103V118L160 108L164 84ZM153 121L152 117L147 126ZM43 217L44 210L30 189L0 169V264H98L45 225Z\"/></svg>","mask_w":264,"mask_h":264}]
</instances>
